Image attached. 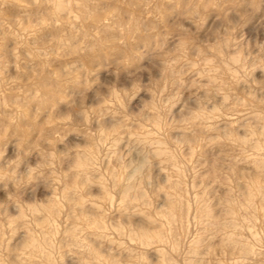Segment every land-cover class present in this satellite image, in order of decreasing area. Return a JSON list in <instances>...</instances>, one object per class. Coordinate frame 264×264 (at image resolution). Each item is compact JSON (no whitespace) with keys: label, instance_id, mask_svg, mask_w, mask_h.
Instances as JSON below:
<instances>
[{"label":"rangeland","instance_id":"rangeland-1","mask_svg":"<svg viewBox=\"0 0 264 264\" xmlns=\"http://www.w3.org/2000/svg\"><path fill=\"white\" fill-rule=\"evenodd\" d=\"M0 264H264V0H0Z\"/></svg>","mask_w":264,"mask_h":264}]
</instances>
